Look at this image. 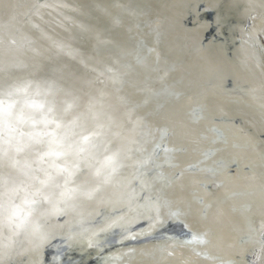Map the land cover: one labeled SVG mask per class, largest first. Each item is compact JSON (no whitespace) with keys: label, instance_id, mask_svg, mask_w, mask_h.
I'll return each mask as SVG.
<instances>
[{"label":"bare ground","instance_id":"1","mask_svg":"<svg viewBox=\"0 0 264 264\" xmlns=\"http://www.w3.org/2000/svg\"><path fill=\"white\" fill-rule=\"evenodd\" d=\"M253 4L0 0V264H264ZM49 102L61 127L33 128ZM53 130L93 136L86 189L39 171L29 135Z\"/></svg>","mask_w":264,"mask_h":264},{"label":"snow or ice","instance_id":"2","mask_svg":"<svg viewBox=\"0 0 264 264\" xmlns=\"http://www.w3.org/2000/svg\"><path fill=\"white\" fill-rule=\"evenodd\" d=\"M219 7L225 15L230 14L238 9L239 0H219ZM253 7L260 10L261 18L264 19V5L253 4ZM49 103L50 106L47 108L44 104H33L30 106L40 114L39 120L33 119L31 121L33 128L37 124H42L44 129H48L49 125H54L57 129L61 127V121L57 120L55 115L49 118V114L54 112L53 105L51 102ZM70 108L71 105L65 108V113ZM74 124L75 121H73ZM45 137H49V139L45 140ZM92 138L91 134H81L76 141L75 148L72 145H68V148L65 149L63 140L56 139L54 130L35 131L29 135L30 146L33 147V151L35 152L36 162L41 165H47L46 168H39V171L45 174L48 180L53 181L56 178L65 179L66 177L70 179L73 175H76V179L80 181L79 186L85 189L93 183L94 176L88 170L87 165L84 168L80 167V160L82 159L81 154L88 150L87 146L89 144L93 148L96 147L95 144H92Z\"/></svg>","mask_w":264,"mask_h":264}]
</instances>
